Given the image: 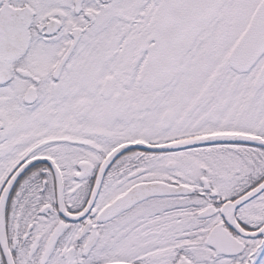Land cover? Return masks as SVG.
<instances>
[{
	"label": "snow or ice",
	"instance_id": "1",
	"mask_svg": "<svg viewBox=\"0 0 264 264\" xmlns=\"http://www.w3.org/2000/svg\"><path fill=\"white\" fill-rule=\"evenodd\" d=\"M0 264H264V0H0Z\"/></svg>",
	"mask_w": 264,
	"mask_h": 264
}]
</instances>
